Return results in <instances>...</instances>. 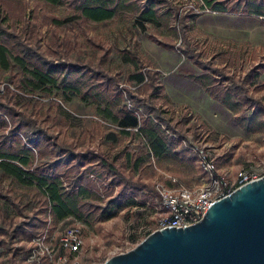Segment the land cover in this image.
I'll use <instances>...</instances> for the list:
<instances>
[{
  "label": "rangeland",
  "instance_id": "rangeland-1",
  "mask_svg": "<svg viewBox=\"0 0 264 264\" xmlns=\"http://www.w3.org/2000/svg\"><path fill=\"white\" fill-rule=\"evenodd\" d=\"M168 1L177 7L178 14L189 9L198 14L185 20L184 41L172 31L178 15L166 26L130 14L102 21H80L72 18L73 13L66 5L49 6L38 0H22L23 9L17 10L16 18L10 16L8 23H13L19 32L25 28L28 40L36 43L46 58L99 67L116 78L118 87L127 88L137 96L146 97L149 90L143 70L152 72L155 83L162 86L154 98L155 105L162 110L170 125L180 132L182 140L179 139V144L189 154L194 156L188 148L191 141L204 144L209 148L216 168L229 179L241 167L251 166L259 170L264 167V131L247 133L237 126L232 112L187 78L188 72H197L199 68L184 58L176 47L192 49L198 58L222 67L235 79L250 70L245 81L246 90L264 103V68L258 66L264 62V27L252 29L253 25H258L257 20L259 24L264 22L256 15L245 22L237 13L220 12L222 16L217 17L219 12L203 9L196 0ZM158 8L162 11L164 7L159 4ZM51 17L62 22L55 24ZM226 19L233 22L229 29H222L225 26L222 20ZM244 24L249 28L241 29L239 25ZM163 44H172L173 47ZM132 49L139 65L128 53ZM23 77L24 74L12 63L6 68L0 66V98L31 116L36 126L52 134L60 144L73 150L88 148L104 153L132 182H142L153 190L156 181L167 186L173 184L172 178L174 183L188 187L200 183L203 175L195 159L187 162L185 168L177 159L159 157L134 127H121L103 117L99 112L102 103L63 91L58 83L43 84L30 91L31 85ZM23 80L27 88L21 87ZM4 87L8 90L5 91ZM46 89L50 92L46 93ZM126 99L123 98L124 104ZM115 108H111L113 115ZM140 116L141 109L135 120L138 121ZM121 121L127 122L123 118ZM171 135L176 136L175 133ZM47 157L35 158L33 163ZM41 189L33 183L17 180L13 174L0 168V225L9 229L29 216H35L33 222L36 225V233L29 239L18 234L7 240L1 235L4 242L0 245V264H9L10 259L13 264H55L56 236L72 224L81 226L83 241L77 252L60 254L66 264L74 259L78 264H99L111 254L130 248L155 228L152 206L156 195H152L151 200L136 201L106 220L85 223L67 215L53 222L42 210L44 197ZM43 217L45 223L39 226L36 218ZM45 229L42 245L53 246L55 254L47 260L37 247L35 256L28 258L35 238ZM132 237L136 241L131 242Z\"/></svg>",
  "mask_w": 264,
  "mask_h": 264
},
{
  "label": "trees",
  "instance_id": "trees-1",
  "mask_svg": "<svg viewBox=\"0 0 264 264\" xmlns=\"http://www.w3.org/2000/svg\"><path fill=\"white\" fill-rule=\"evenodd\" d=\"M46 5H66L71 9L73 19L102 21L123 14L136 15L140 20L167 25L175 18L172 26L174 35L179 34L184 41L183 26L187 18L198 15L190 9L178 14V9L168 0H38ZM208 10L216 12L246 14L261 17L264 22V0H196ZM163 5L160 11L158 5ZM0 66L6 68L9 63L17 66L24 74L23 79L31 85L30 91L43 84H61L63 91L78 94L82 99L102 103L101 115L116 122L121 127H135L136 133L145 142L152 145L159 157H170L187 165L195 158L179 144L181 134L164 117L162 110L155 105L154 98L162 90L156 84L153 73L143 70L149 86L146 97H140L127 88L122 95L113 75L93 67L88 63L69 62L64 59L46 58L36 43H31L13 23L10 16L17 17V10L23 9L22 0H0ZM55 24L62 20L51 17ZM172 48V44H163ZM181 54L195 64L199 70L188 72L187 78L200 87L210 98L224 106L233 114L234 123L244 132L264 131V103L246 90L245 81L250 76L248 70L242 77L233 78L222 67L201 60L192 49L176 47ZM128 53L138 63L134 49ZM102 56L100 57V61ZM139 65V63H138ZM258 66L264 68V62ZM30 78H28V76ZM142 79V76L138 77ZM94 79L97 81L94 82ZM22 88H27L24 82ZM20 86V85H19ZM7 91L8 88L4 87ZM46 89V93H49ZM123 98H128L134 108L142 111L139 120L126 109ZM116 107L113 115L111 108ZM246 111V112H244ZM121 118L127 120L122 122ZM7 128V129H6ZM6 129V131H3ZM123 131V129H121ZM175 133L176 136H172ZM48 157L33 163L35 158ZM0 168L13 174L26 184H35L42 188L44 197L43 212L53 222L70 215L85 223L102 221L136 201L151 200L156 193L142 182H132L104 153L92 149L73 150L57 142L54 136L40 126L34 119L0 98ZM143 189V190H142ZM35 216L20 220L9 229L0 225V245L13 235L21 234L29 239L36 233L33 222ZM42 226L46 218H36ZM3 235V237H1ZM131 242L136 241L134 237ZM13 259L9 264H13Z\"/></svg>",
  "mask_w": 264,
  "mask_h": 264
},
{
  "label": "water",
  "instance_id": "water-1",
  "mask_svg": "<svg viewBox=\"0 0 264 264\" xmlns=\"http://www.w3.org/2000/svg\"><path fill=\"white\" fill-rule=\"evenodd\" d=\"M99 264H264V175L213 201L196 222L153 229Z\"/></svg>",
  "mask_w": 264,
  "mask_h": 264
},
{
  "label": "built area",
  "instance_id": "built-area-1",
  "mask_svg": "<svg viewBox=\"0 0 264 264\" xmlns=\"http://www.w3.org/2000/svg\"><path fill=\"white\" fill-rule=\"evenodd\" d=\"M198 5L208 10L200 1ZM119 88L124 93L123 89ZM1 89L2 87H0ZM124 105L127 110L138 117V107L134 108L128 99H126ZM133 129L136 128L134 127ZM188 148L194 153L196 166L202 172L201 181L193 187L174 183L173 178L171 179L172 185L166 186L159 181L154 183V190L156 192V200L152 206L155 213L154 229L164 226L181 227L192 224L201 218L206 208L213 201L228 195L238 186L264 175V167L255 170L251 166H248L236 170L234 176L229 179L225 173L220 172L216 168L214 159L211 157L207 146L200 142L191 141ZM45 231L46 229L40 236L35 238V243L28 254V258L35 256L37 247L42 257L47 260L55 254L53 246L42 245V240L46 235ZM81 232L82 229L79 224H72L57 234L55 240L57 261L55 264H66L61 259L60 254L62 252L73 254L80 249L83 241ZM70 264H78V261L74 259Z\"/></svg>",
  "mask_w": 264,
  "mask_h": 264
},
{
  "label": "crops",
  "instance_id": "crops-1",
  "mask_svg": "<svg viewBox=\"0 0 264 264\" xmlns=\"http://www.w3.org/2000/svg\"><path fill=\"white\" fill-rule=\"evenodd\" d=\"M212 13H216V11H212ZM218 15H216L217 17H221L222 15L221 14H223V13H217ZM239 16L238 17H242L241 19L243 20L242 22H245V21H251V20H245V19H247V18H250L251 16H254L255 17V14H252V13H246V14H242V15H244V16H241V14H238ZM256 17H257V19H259V17H258V15H256ZM237 18V17H236ZM240 18H239V20H241ZM223 22H224V24L223 25H225V26H223V28H222V26H220V28H222V29H229L230 28V26H231V24H232V22H233V20H222ZM234 21H236V20H234ZM257 23H258V25L257 24H255V25H253L252 26V29L254 28V29H261V28H263L264 27V24H259V20H257ZM240 27H241V29L243 28V30H245V29H248L249 27H248V25H246V24H244L243 26L242 25H239ZM187 165H182V167H185V168H187L186 167Z\"/></svg>",
  "mask_w": 264,
  "mask_h": 264
}]
</instances>
